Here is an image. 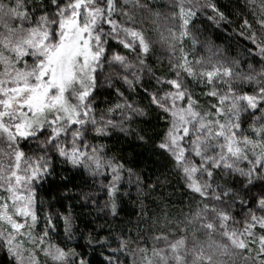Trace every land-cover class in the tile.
Masks as SVG:
<instances>
[{
    "label": "snow or ice",
    "instance_id": "1",
    "mask_svg": "<svg viewBox=\"0 0 264 264\" xmlns=\"http://www.w3.org/2000/svg\"><path fill=\"white\" fill-rule=\"evenodd\" d=\"M244 6L252 21L243 16L240 36L260 65L245 61L247 71L211 42L207 57L190 59L184 47L186 39L196 47L197 23L205 30L231 23L215 0H0V264H93L87 253L53 242L61 220L72 239L75 217L71 207L51 211V203L41 216L39 193L67 189L63 172L88 187L102 176L103 208L118 216L130 196L123 174L135 173L91 141L153 115V134L137 139L182 174L195 209L190 218L165 215L168 231L151 243L129 233L97 264H264V0ZM157 45L169 53L171 78L149 63ZM102 76L110 86L114 78L129 90L139 85L147 107L116 88L124 102L99 110ZM116 111L121 120L106 118ZM81 195V206H91L92 194ZM106 244L89 233L84 247Z\"/></svg>",
    "mask_w": 264,
    "mask_h": 264
},
{
    "label": "trees",
    "instance_id": "2",
    "mask_svg": "<svg viewBox=\"0 0 264 264\" xmlns=\"http://www.w3.org/2000/svg\"><path fill=\"white\" fill-rule=\"evenodd\" d=\"M165 2L166 0H160L162 5ZM215 2L228 15L231 23L222 24L219 28L208 27L207 30L197 23L196 28L192 30L197 40L196 47L193 49L190 39H186L184 42V47L190 54L189 58L207 57L209 53L205 46L208 42H211L223 51L224 58L240 61L243 70L247 71V63L245 61L253 62L254 64L255 62L252 61L245 51V45L248 44V41L240 36L243 16L246 15L252 21L251 14L244 6L245 0H215ZM159 10L162 12L168 11L166 7H161ZM248 46L251 47L250 44ZM120 50L121 52L124 51L123 49ZM157 56L159 57L158 60ZM157 56H154L149 61L152 64L155 75H167L171 78L168 64L169 53L166 47L157 45ZM258 59L259 57H257ZM255 67L259 69L260 65L255 64ZM149 79L150 75L145 72L143 80L147 82ZM152 84H155L154 80H152ZM145 86H148L147 83H145ZM116 88H120L124 92L129 103L139 107H147L148 98L139 85L135 90H129L122 80L114 78L110 86L102 76L100 92L97 96L99 110H107L116 103L124 102L123 98L117 97ZM151 90L152 88L149 87V91ZM196 90L197 92L200 91L199 88ZM201 103H205V98H201ZM106 118L119 121L122 119L121 112L116 111L107 114ZM148 120L152 121V125L144 123V121ZM154 124V115L136 117L131 123L126 125L129 128L127 133H121L117 129L109 139L91 141L93 144L106 145V148L110 149L106 151L107 158H111L113 155L122 157V162L126 164V167L133 169L135 173L131 178H129L127 172L123 174L122 190L129 192L130 196L124 198L122 211H120L118 216H112L108 209L103 208L107 197L99 187L101 181H103L102 176L97 177L95 182L89 180V184L93 186L88 187L80 183L78 176L70 172H63L62 174L68 177L67 189L61 188L59 191L53 190L51 192L47 190L40 191V198L44 201L41 216L50 210L49 203H51V211L66 212L71 207L72 215L75 217L73 222L75 231L72 239L69 240L65 237L63 221L61 220L57 224L60 235L56 236L53 234L54 243L85 252L91 257L93 264H97L102 259L99 255L101 251L107 255L111 249L117 247L121 239H127L129 233L133 237L139 234L142 239H148L149 243H151L152 235L160 231H168L166 222L162 219L165 215L171 220L190 218V210L195 209V200L186 188L182 174L177 175L172 170L170 162L163 155L153 152L151 142L145 144L137 139L139 135H144L146 138L151 136L153 133L150 128ZM137 176H139V185L137 184ZM61 183L59 177H57V184ZM153 186H155L154 190ZM81 191L92 194L89 198L91 206H81L86 203ZM95 200H99V207L92 203ZM157 217L161 219L157 221ZM89 233L92 236L106 239L105 248H98L94 252L85 248L84 245ZM135 246L134 243L130 245L132 248H135ZM2 256L3 254L0 253V257Z\"/></svg>",
    "mask_w": 264,
    "mask_h": 264
}]
</instances>
